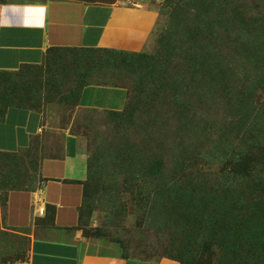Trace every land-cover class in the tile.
<instances>
[{"label": "rangeland", "instance_id": "1", "mask_svg": "<svg viewBox=\"0 0 264 264\" xmlns=\"http://www.w3.org/2000/svg\"><path fill=\"white\" fill-rule=\"evenodd\" d=\"M199 1L245 16L264 9V0H164L141 51L51 48L39 64L0 72V120L17 105L42 113L43 123L30 146L0 153V259H20L27 249L26 238L5 224L7 191L36 188L39 160L59 155L69 132L90 162L78 224L87 252L183 264H264V85L249 102L238 96L255 66L233 57V50L226 51L235 77L222 82L203 77L191 53H175L183 44L185 10ZM213 32L233 46L230 23ZM210 50L204 44L195 53L212 57ZM156 59L160 75L154 76L149 68ZM174 78L180 81L172 85ZM87 83L126 87L124 109L78 107ZM239 200L247 206L240 215L222 213Z\"/></svg>", "mask_w": 264, "mask_h": 264}, {"label": "crops", "instance_id": "2", "mask_svg": "<svg viewBox=\"0 0 264 264\" xmlns=\"http://www.w3.org/2000/svg\"><path fill=\"white\" fill-rule=\"evenodd\" d=\"M164 0H0V72L44 60L51 48H105L141 51ZM128 99L121 85L84 84L77 106L120 111ZM43 129L42 113L8 107L0 120V152L32 144ZM61 153L38 163L34 189H9L5 224L27 240L24 257L0 264H183L171 258H120L89 253L78 229L87 156L72 133L62 136ZM42 208V213L39 209Z\"/></svg>", "mask_w": 264, "mask_h": 264}, {"label": "trees", "instance_id": "3", "mask_svg": "<svg viewBox=\"0 0 264 264\" xmlns=\"http://www.w3.org/2000/svg\"><path fill=\"white\" fill-rule=\"evenodd\" d=\"M215 7L218 8L217 14H214ZM191 8L193 9V12L189 14L188 12H190L189 9ZM185 14L186 15L182 20V26L180 31L183 33V38L181 42L183 44L181 45V49L175 50V53L178 55L191 53L192 59L190 60V62H195L197 60L196 62L200 66V72L202 76H208L214 80H218V82L230 79L231 75L235 77L234 65L231 62L229 52H227L226 50H233V57L235 56L237 59H239L240 62L253 63L255 66V72H253V74L250 75L251 77H249L251 82H248L247 84L245 83L242 86L241 91H238V96L241 97L242 100L249 102L250 93L258 86L264 85L263 7L261 6L257 10L247 12V15L245 16L237 10L228 9L227 11L226 7L221 5H214L212 1H199L187 6ZM259 22H261V24H259ZM228 23H230V26L233 27V35L231 38V44H233V46L231 48L224 45V43L226 42L224 36H216V34L213 32L217 31V33H220L222 25L224 27H228ZM253 25H255L254 28L249 29V27H252ZM252 29H254L253 33H251ZM255 32H258L259 34H256ZM184 43H187V45H185ZM204 44H210L211 50H215L212 57L209 55V53L205 52H200L197 54L195 53L196 51H199L200 47ZM171 51L173 50L166 49L167 53H170ZM195 55H199L201 59L197 58ZM172 57L173 56H170L169 58ZM157 65H161L159 63V60L157 59L151 61L150 63L149 70L156 71L155 74H153L154 76H156V73L160 75L159 70L155 68ZM167 77L168 76L166 75L162 77L161 81L163 85L167 83ZM159 81L160 79H158V83ZM179 81L180 78H174L171 81V84L174 85V83H178ZM1 102L2 99H0V103ZM151 126L155 128L158 127L156 122H152ZM89 164L90 162L88 159V169ZM241 198L242 195L241 197H239V199ZM254 206L256 207L255 203L249 205L251 210L254 208ZM244 207L247 206L242 200H239V202L233 203L232 205H230L229 203V205L223 209L222 213L235 218L243 212Z\"/></svg>", "mask_w": 264, "mask_h": 264}, {"label": "built area", "instance_id": "4", "mask_svg": "<svg viewBox=\"0 0 264 264\" xmlns=\"http://www.w3.org/2000/svg\"><path fill=\"white\" fill-rule=\"evenodd\" d=\"M39 212H40V213H42V208H41V209H39Z\"/></svg>", "mask_w": 264, "mask_h": 264}]
</instances>
